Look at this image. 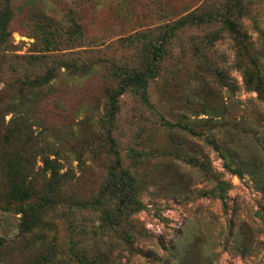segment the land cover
<instances>
[{"label": "rangeland", "instance_id": "374dc122", "mask_svg": "<svg viewBox=\"0 0 264 264\" xmlns=\"http://www.w3.org/2000/svg\"><path fill=\"white\" fill-rule=\"evenodd\" d=\"M25 1L11 3L15 13L10 25V56L33 53L35 39L26 24L31 13L37 12L44 21L45 16L52 20L54 31L60 26L72 27L75 22L82 27L84 38L63 46L59 54L96 61L103 67L84 79L69 80L60 74L53 86L54 99L39 108L51 131L78 129L76 124L82 119L93 120L80 126L90 139L89 146H75L83 155L84 168H78L74 161L78 156L73 155L77 179L68 192L80 199L98 196L114 164L113 157L100 150L108 130H113L107 117L105 88L116 82L106 73L114 66L135 69L142 63L141 43L129 38L155 31L191 12L202 11L216 19L201 27L185 28L174 40L169 58L160 66L159 78L149 84L150 106L134 93L120 99L112 134L123 167L138 178L139 198L144 204L142 211L130 217L135 227L131 242L122 235L125 222L117 231L105 232L100 210L74 217L91 229L84 247L90 257L100 256L102 264H264V174L258 168L260 162H246L244 178L240 179L225 170L220 153L206 141L203 127L195 128L202 133L200 137L176 127L178 121L207 118L206 104L215 117L225 112L228 121L240 124L230 136L219 130L210 132L234 153L237 166L252 154L264 160V103L258 102L256 93L247 91L236 66L235 42L223 28L222 18L230 0H33L30 7ZM243 4L242 14L233 10L227 16L252 37L253 53L264 54V0H243ZM214 33H219L220 39L205 47L206 38ZM197 49H202L204 56ZM11 62L10 58L2 61L5 65ZM261 62L264 66V58ZM217 69L228 72L237 87L235 95L215 79ZM8 77L0 81V106L12 93L6 88ZM196 113H200L199 118ZM10 118L7 116V121ZM175 147L180 153L174 155L170 151ZM89 149L98 150V155L94 158ZM190 157L231 185L225 202L213 196L215 180L188 163ZM71 219L66 205L47 207L42 212L43 227L25 233L21 215L0 210V264H29L38 251L53 242L66 252L72 240Z\"/></svg>", "mask_w": 264, "mask_h": 264}, {"label": "trees", "instance_id": "16d2710c", "mask_svg": "<svg viewBox=\"0 0 264 264\" xmlns=\"http://www.w3.org/2000/svg\"><path fill=\"white\" fill-rule=\"evenodd\" d=\"M11 3L12 0H0V81L4 76H9L5 84L12 92L8 102L0 106V210L14 211L21 215L22 231L32 233L43 227L42 212L47 207L66 205L72 212L70 247L66 252H62L53 242L46 250L38 251L29 264H54L58 261L64 264H102L100 256L90 257L84 247L85 242L89 241L91 229L76 221V213L100 210L103 214L101 221L104 230L108 233L117 231L125 222L127 227L123 229L122 235L131 242V232L135 227L130 217L144 208L139 198L138 178L130 169L123 167L112 134L120 112V99L127 93H134L142 103L150 106L149 84L159 78L160 66L169 58V48L174 40L185 28L201 27L216 19L202 11L191 12L172 23L158 27L155 31L137 33L129 38L141 43L142 63L135 69L126 65L114 66L106 73L107 78L116 82V85L105 88L108 100L107 117L113 130H108L106 142L100 145V150L110 154L114 164L110 167L105 185L98 196L80 199L76 193L68 192L77 179L73 162H78V168L85 167L83 155L78 153L75 146L83 143L89 146L90 139L82 132L80 126L90 125L93 120L82 119L76 124L78 129L72 127L51 131L41 118L39 108L54 99L53 86L60 74L67 76L69 80L84 79L98 73L99 68L103 70V67L96 61H83L70 55L59 54L63 46H72L84 38L82 27L77 26L75 22L72 27L60 26L54 31L50 25L52 20L45 16L47 23H43L44 17L37 12L31 13V18L26 24L35 39L33 53L10 56L13 53L10 25L15 13ZM33 4V0L25 1L27 7ZM226 7L222 18L223 28L232 35L235 42L236 66L242 72L247 91L256 93L258 102L264 103V66L261 62L264 54L253 53L252 37L240 24L227 16L233 10L242 14L243 0H230ZM218 39L219 33L209 35L205 47L213 46L214 41ZM197 51L199 54L203 52L202 49ZM4 58H10L13 62L5 65L2 63ZM214 76L222 88L235 95L237 87L227 71L217 69ZM56 108L58 109L57 106ZM81 114L82 109L78 111V116ZM199 114L196 113L198 118ZM7 116H11L9 121ZM205 116L207 118L193 122L178 121L176 127L197 137L202 133L195 128L203 127L206 141L220 153L225 170L240 179L244 178L243 166H246V162L251 164L253 159L260 162L258 168L264 174L263 159L252 154L243 157L237 166L234 153L221 146L210 133L219 130L230 136L231 131L240 124L228 121L225 112L215 117L212 109L206 104ZM238 142H242V139ZM69 144L72 146L67 148ZM89 152L95 158L99 151L89 149ZM170 152L174 155L175 152L180 153L176 147ZM73 155H77V159L74 160ZM133 159L137 158L133 156ZM187 162L215 180L216 186L212 194L225 202L231 185L215 176L204 163L192 157L188 158ZM2 244L3 240L0 239V247Z\"/></svg>", "mask_w": 264, "mask_h": 264}]
</instances>
